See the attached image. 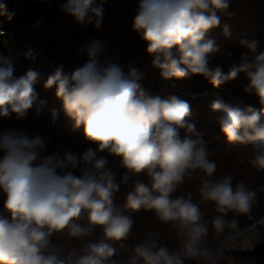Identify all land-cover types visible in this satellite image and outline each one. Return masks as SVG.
<instances>
[{"label": "clouds", "instance_id": "obj_1", "mask_svg": "<svg viewBox=\"0 0 264 264\" xmlns=\"http://www.w3.org/2000/svg\"><path fill=\"white\" fill-rule=\"evenodd\" d=\"M228 7V0H141L133 27L142 33L147 52L157 57L155 63L164 78L203 75L219 86L244 72L249 80L245 91L254 92L264 105V52L252 62L233 66L226 75L219 67L213 70L208 66L209 55L219 47L206 35L220 24L218 13ZM65 8L78 23L87 20L100 26L102 3L67 0ZM239 43L256 52L257 42L241 39ZM95 51L90 46V60L70 76L63 73L62 67L58 68L48 77L45 87L56 86V96L62 101L65 114L76 127L83 126L86 140L98 145L97 149L89 148L83 154L65 151L62 157L53 153L33 166L38 150L44 148L43 139L38 135L29 138L15 130L0 132V149L5 152L0 159V190L6 194L4 204L10 214V219L0 217V264H66L57 255L46 254L50 237L65 229L72 237L87 235L90 227L77 222L85 213L88 225L102 227L106 239L120 241L128 237L133 221L113 204L119 185L112 174L101 171L106 159L97 158V152L105 150L120 157L128 172H146L151 178L150 187L142 182L135 184L126 197V207L154 210L161 221L173 222L180 230L187 255L211 258L212 253L199 248L208 229L200 223L198 205L190 198H171L186 176L200 170L205 177H212L217 167L208 158L202 134L186 120L190 105L175 97L162 100L146 96L119 66L101 68ZM131 75H135V70ZM36 79L37 73L32 70L14 77L13 62L0 57V117H26L37 99ZM211 112L229 142L251 144L250 163L264 170V124H259L264 107L260 111L251 107L241 110L216 100ZM56 115L54 112V119ZM181 129L196 138L185 135L181 139ZM80 165V175L65 171ZM95 173H99L98 178ZM127 181L125 175L124 183ZM200 195L222 214L213 220L217 234L226 225H238L236 219L229 222L223 217L230 212L248 214L257 202L256 192L243 182L233 188L231 175L215 182L204 180ZM134 252L131 264H137V258L143 264H184V250L170 251L159 246L151 234L136 245ZM114 253L115 249L107 243H93L75 264H105Z\"/></svg>", "mask_w": 264, "mask_h": 264}, {"label": "trees", "instance_id": "obj_2", "mask_svg": "<svg viewBox=\"0 0 264 264\" xmlns=\"http://www.w3.org/2000/svg\"><path fill=\"white\" fill-rule=\"evenodd\" d=\"M67 0H0V28L5 31L0 34V57L10 59L14 64V77L24 76L32 70L37 73L34 88L37 99L33 107L28 110L25 118L17 119L15 114L0 117V132L15 130L26 134L29 138L40 136L44 148L38 150L40 160L53 153L63 156L65 151L83 154L87 149H97L98 145L86 140L84 128L76 127L64 110L62 101L56 96V86L46 88L48 77L58 68L63 69L65 75L70 76L77 68L90 60L89 48L95 47V60L101 67L119 66L125 77L134 79L140 89L148 97H159L168 100L172 97L186 101L190 105L188 122L196 125V131L201 133L205 148L209 152V159L216 162V171L212 177H205L203 172L196 170L191 176H186L182 184L171 194V198L184 197L198 205L201 214L200 223L208 229V234L199 244L201 252L210 251L232 229L245 228L254 224L264 215V170L251 165L253 155L252 146L247 142H229L214 120L211 106L216 92L223 97V101L233 108L247 110L249 107L260 111V98L254 92H246L249 84L246 73L240 72L231 80L214 86L203 75H189L184 78H164L162 70L157 66L155 54L147 52V42L142 33L135 30L134 19L139 11L141 0H94L95 4H103V18L100 26L95 22L78 23L66 10ZM226 11L218 13L220 24L211 29L206 39H212L219 50L209 55V68L219 67L223 74H227L233 66L239 67L243 62H252L255 56L264 52V0H228ZM10 17V18H9ZM11 33V35H10ZM8 34V35H7ZM246 39L257 42L256 52L241 46L239 41ZM26 46H32L39 52L40 67L50 66L46 71L32 66L26 60ZM162 59V58H161ZM135 70V75H131ZM176 84L173 88L172 84ZM196 95V97L194 96ZM56 118H53V113ZM260 121H264V116ZM188 134L180 130L183 139ZM5 155L0 149V159ZM97 158L106 159L104 169L113 175L119 191L114 194V208L132 221V229L126 239L115 241L106 239L103 228L90 226L86 219L77 222L82 227H90L87 235L72 237L68 230L54 232L50 237V246L46 254H55L59 259L71 264L86 254L87 247L93 243L104 242L115 249L112 257L105 260V264H131L135 256L137 244L149 238L157 241L159 246H165L170 251L184 250V264H215L214 259L186 254L185 237L173 222H163L154 210L141 207L132 210L126 207V197L134 190L137 182L151 186V178L145 173H130L123 167L121 158L109 154L107 150L97 152ZM249 161L244 165L243 161ZM83 165L76 169H65L80 175ZM97 178L99 173H95ZM128 176L124 183V176ZM225 175L233 177V188L236 183L243 182L245 186L256 192L257 201L250 213L237 215L228 213L223 217L226 221L236 219L235 228L225 226L217 234L213 220L222 215L215 211L212 202L204 201L200 189L204 180L215 182ZM6 194L0 190V217L10 219L5 209ZM137 264L143 261L137 258ZM216 264H264V256L257 250L239 251L227 254Z\"/></svg>", "mask_w": 264, "mask_h": 264}, {"label": "rangeland", "instance_id": "obj_3", "mask_svg": "<svg viewBox=\"0 0 264 264\" xmlns=\"http://www.w3.org/2000/svg\"><path fill=\"white\" fill-rule=\"evenodd\" d=\"M4 33L5 31H2V28H0V34ZM33 49L32 46H26L24 55L26 56V60L31 61L33 63L32 66L46 71L50 66L45 68L40 67V54ZM172 87L175 88L176 84L173 83ZM194 96L196 97V95ZM215 97L225 105L230 106L229 103L223 101V97L219 93L216 92ZM259 124H264V121H259ZM243 164L248 165L249 161H243ZM253 250H257L264 256V215L250 226L240 229H232L209 252L212 253L211 258L214 259V263L216 264L220 261L221 257L227 254Z\"/></svg>", "mask_w": 264, "mask_h": 264}]
</instances>
